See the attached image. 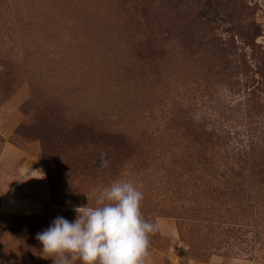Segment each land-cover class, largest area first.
<instances>
[{"label":"rangeland","instance_id":"rangeland-1","mask_svg":"<svg viewBox=\"0 0 264 264\" xmlns=\"http://www.w3.org/2000/svg\"><path fill=\"white\" fill-rule=\"evenodd\" d=\"M10 96L13 140L39 150L50 197L0 211V264H53L37 233L116 180L156 226L145 264H264L262 217L217 225L234 195L216 202L198 179L226 144L264 140V0H0Z\"/></svg>","mask_w":264,"mask_h":264},{"label":"clouds","instance_id":"clouds-1","mask_svg":"<svg viewBox=\"0 0 264 264\" xmlns=\"http://www.w3.org/2000/svg\"><path fill=\"white\" fill-rule=\"evenodd\" d=\"M94 191L95 207H77L74 220L57 216L37 233L44 258L53 264H145L156 226L142 215L143 193L127 180Z\"/></svg>","mask_w":264,"mask_h":264},{"label":"trees","instance_id":"trees-1","mask_svg":"<svg viewBox=\"0 0 264 264\" xmlns=\"http://www.w3.org/2000/svg\"><path fill=\"white\" fill-rule=\"evenodd\" d=\"M254 31L256 32L258 29L255 28ZM222 128L220 123L212 130L218 137H223L224 130ZM226 145L225 151L229 148V152L223 155L217 150L219 157L218 155L214 157L211 171L198 173L199 182L205 181L203 187L209 189L201 194L211 192L216 202H219L226 194L224 190L228 187L234 195L231 200L232 205L237 207L236 209H227L226 212L222 210L224 212L220 214L219 211L216 212L218 207L215 208L213 215L218 219L217 225L231 224L237 220L250 221L247 224H252L258 220L257 217H254L258 213L259 216H257L262 217L261 226L264 227V140L258 139L235 146ZM210 213L212 212L210 211ZM250 217L252 219L249 220ZM262 236L264 237V234Z\"/></svg>","mask_w":264,"mask_h":264},{"label":"crops","instance_id":"crops-1","mask_svg":"<svg viewBox=\"0 0 264 264\" xmlns=\"http://www.w3.org/2000/svg\"><path fill=\"white\" fill-rule=\"evenodd\" d=\"M12 97L0 104V211L38 214L50 197L44 164L39 150L13 140L19 110Z\"/></svg>","mask_w":264,"mask_h":264}]
</instances>
